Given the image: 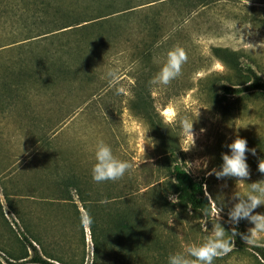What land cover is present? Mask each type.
Instances as JSON below:
<instances>
[{"label":"rangeland","instance_id":"1","mask_svg":"<svg viewBox=\"0 0 264 264\" xmlns=\"http://www.w3.org/2000/svg\"><path fill=\"white\" fill-rule=\"evenodd\" d=\"M72 1L80 2L75 7L87 0L64 4ZM23 5L24 0H0V43L18 39L0 47V264H43L31 261L34 249L24 234L61 264H93L92 228L73 180L96 205L105 228L111 219L109 196L128 193V204L147 209L139 217L148 223L140 250L135 253L132 243L112 248L106 242L99 264H168L171 254L210 237L213 213L220 208L218 222L234 245L213 264H264L256 249L264 247V238L254 246L243 239L254 224L247 219L236 224L228 215L238 202L237 191L244 194L248 184L264 180L258 171L264 159V89L239 94L223 89L251 82L248 66L264 79V0H210L187 12L167 5L154 12H161L156 31L144 29V12L90 28L84 42L62 55L90 59L98 76L51 87L40 83L34 69L43 47L23 46L31 40L23 39ZM111 28H118V37L105 47L97 45L94 34L108 35ZM153 39L152 56L144 57V43ZM217 45L240 50L242 67L224 65L212 52ZM177 46L188 54L182 74L167 86L150 84ZM113 68L119 69L117 86L126 94L116 95L109 84L101 89ZM184 118L194 120L193 146L180 126ZM237 135L256 150L246 153L250 177L238 182L239 188L238 178H217L212 172L222 166L223 153L231 154L227 145ZM100 141L117 158L136 161L134 170L118 181L96 183L92 168ZM176 163L204 183L212 202L209 215L173 203L176 194L166 187L175 180ZM256 213L264 214V205Z\"/></svg>","mask_w":264,"mask_h":264},{"label":"trees","instance_id":"2","mask_svg":"<svg viewBox=\"0 0 264 264\" xmlns=\"http://www.w3.org/2000/svg\"><path fill=\"white\" fill-rule=\"evenodd\" d=\"M81 2H83L81 6L72 7L73 4L80 2L72 1L71 6H67L64 4V0H24L23 20L27 24L23 39L31 40H28L30 42L23 44V46L37 43L43 47V54L34 63V69H36L37 79L44 87L58 86L64 83L73 85L77 79L82 82H89L94 76H98V73L93 72V64L90 59L81 58V55L69 59L62 55V52L66 49L67 52H70L68 50L72 46L84 42V39L90 33L88 29L99 28L105 23L111 24L117 20H128L138 15V13L144 12V29L154 28V31H156L161 29L156 25L160 21L158 17H160L161 12L154 13L158 8L177 5L180 11L187 12L194 7L209 4L210 0H87ZM34 30H36V33L33 32ZM117 37L118 28H111L108 35L103 32L97 35L94 34L95 42L101 47L110 44V40L112 41ZM69 38H75V40L71 41ZM17 40L0 43V47ZM155 41L153 39L146 44L144 43V57L152 56ZM80 48H82V45ZM117 52V48L113 47L112 53ZM212 52L224 65L233 68L242 67L240 50L230 46L217 45L212 47ZM247 69L251 76V82L243 85H224L223 89L226 94H239L249 90L264 89V79L252 67L248 66ZM108 84L107 79L103 80L100 84L101 89L108 86ZM174 175V182L166 189H171L172 193L176 194V203L183 209L191 208L194 211H201L209 215L212 211V202L206 193L204 183L197 180L178 163L174 164ZM70 183L75 187L83 207L86 209L89 218H91L89 221L94 242L93 264L100 263L101 249L106 242L111 243L112 248L118 247L124 242L132 243L135 253L140 250L145 242L144 235L148 229V223L145 226L144 219L139 217L147 214L146 207L140 209L128 204L127 202L130 200L128 193L109 196L107 204H109L108 214L111 215V219L107 228H105L97 219L96 212L98 210L94 209L96 205L93 204L92 206V200L88 198V194L85 193L78 180H73ZM166 189H159V195L164 197L163 192ZM63 198L68 197L64 195ZM24 238L29 241L34 249L31 261L43 264H61L58 262L60 261L58 258L44 252L40 253L26 234H24ZM256 249L264 258V247L256 246ZM11 263L16 264L17 262L11 261Z\"/></svg>","mask_w":264,"mask_h":264},{"label":"clouds","instance_id":"3","mask_svg":"<svg viewBox=\"0 0 264 264\" xmlns=\"http://www.w3.org/2000/svg\"><path fill=\"white\" fill-rule=\"evenodd\" d=\"M188 61L187 51L180 46L174 47L167 52V58L160 71L152 78L150 84L154 86H167L174 79L182 74V67ZM106 78L110 86L115 87V94H126L123 87H119L120 73L118 68L109 69ZM193 121L188 118L181 120L180 126L184 134H190L193 139L192 146L195 142L193 132ZM191 146V147H192ZM190 147V148H191ZM231 154L223 153V164L219 169H213L217 178L235 177L238 178L237 186L239 188L240 181L250 177V167L247 163L246 153L251 151L253 155L256 150L249 149L247 140L237 135V138L227 145ZM189 148V149H190ZM189 149L185 150L188 151ZM95 164L92 168V178L96 183L106 181H118L122 179L126 173L134 170L136 161L121 160L117 158L111 147L100 141L95 149ZM258 171L264 173V159H260ZM248 184V183H247ZM249 190L240 194L237 191L234 199L238 198V202L230 209L229 219L238 224L241 219H247L254 224L249 229L248 235H244L243 239L248 245H256L258 241L264 238V214L253 211L260 205H264V180L256 181L248 184ZM173 203L176 201L172 198ZM107 201H102L106 203ZM190 207V206H189ZM219 211L213 213L214 227L210 237L200 245H188L184 247L182 252L171 254L168 257V264H213L214 260L222 258L233 251L234 240L226 239V230L218 222L220 219ZM91 219V218H89ZM236 230L233 229L232 236H235Z\"/></svg>","mask_w":264,"mask_h":264}]
</instances>
